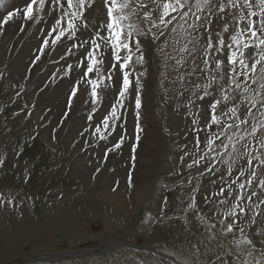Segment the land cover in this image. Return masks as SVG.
Segmentation results:
<instances>
[{"label":"rangeland","instance_id":"obj_1","mask_svg":"<svg viewBox=\"0 0 264 264\" xmlns=\"http://www.w3.org/2000/svg\"><path fill=\"white\" fill-rule=\"evenodd\" d=\"M0 264H264V0H0Z\"/></svg>","mask_w":264,"mask_h":264},{"label":"bare ground","instance_id":"obj_2","mask_svg":"<svg viewBox=\"0 0 264 264\" xmlns=\"http://www.w3.org/2000/svg\"><path fill=\"white\" fill-rule=\"evenodd\" d=\"M18 67V66H17ZM19 66L18 68H20ZM22 68V67H21ZM14 69V68H13ZM15 70V69H14ZM23 70V69H22ZM17 72H21L20 69L16 70ZM23 72V71H22ZM23 74V73H22ZM57 94V93H56ZM85 96V95H84ZM82 100L80 99V102ZM89 101V100H88ZM46 137V136H45ZM49 137V136H48ZM87 166V165H86ZM88 168V167H87ZM89 170V169H88ZM84 171V170H83ZM92 171V170H90ZM145 172L140 171V174H144ZM86 175V174H85ZM89 175V174H88ZM89 181L92 180L91 178L88 179ZM91 183V181H90ZM143 186H139L135 189L132 190V198L131 199H125L124 195L120 192L117 191L114 194H105L102 192H99L97 195L103 200L106 201V203L110 204L113 203L118 206V209L123 212L124 214H131L133 211L135 212L136 209L141 205L142 201L144 200V191H143ZM131 203H134V209L133 206H130ZM137 205V207H136ZM88 254V253H85Z\"/></svg>","mask_w":264,"mask_h":264},{"label":"water","instance_id":"obj_3","mask_svg":"<svg viewBox=\"0 0 264 264\" xmlns=\"http://www.w3.org/2000/svg\"><path fill=\"white\" fill-rule=\"evenodd\" d=\"M88 251H90L89 249H85V250H78V251H75V252H64V253H59V254H56L54 256H46L44 258H56V257H59V256H77V255H80V254H85L87 253Z\"/></svg>","mask_w":264,"mask_h":264}]
</instances>
